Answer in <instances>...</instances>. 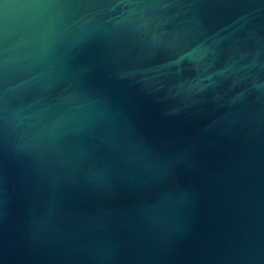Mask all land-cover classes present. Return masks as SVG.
Wrapping results in <instances>:
<instances>
[{
	"label": "water",
	"instance_id": "95a60500",
	"mask_svg": "<svg viewBox=\"0 0 264 264\" xmlns=\"http://www.w3.org/2000/svg\"><path fill=\"white\" fill-rule=\"evenodd\" d=\"M0 264H264V0H0Z\"/></svg>",
	"mask_w": 264,
	"mask_h": 264
}]
</instances>
